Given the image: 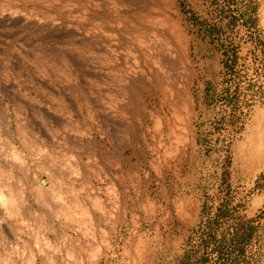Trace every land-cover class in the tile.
Here are the masks:
<instances>
[{"label": "rangeland", "instance_id": "obj_1", "mask_svg": "<svg viewBox=\"0 0 264 264\" xmlns=\"http://www.w3.org/2000/svg\"><path fill=\"white\" fill-rule=\"evenodd\" d=\"M0 190V264H264V0H0Z\"/></svg>", "mask_w": 264, "mask_h": 264}, {"label": "crops", "instance_id": "obj_2", "mask_svg": "<svg viewBox=\"0 0 264 264\" xmlns=\"http://www.w3.org/2000/svg\"><path fill=\"white\" fill-rule=\"evenodd\" d=\"M5 160H6V162L9 161V159H7V158H6ZM12 160H14L13 162H15L16 165H19V166H21V167L23 166L21 163H19L18 160H16V157H13ZM23 167H24V166H23ZM23 167H22V168H23ZM0 192L3 193V191H1V190H0ZM3 194H4V193H3ZM11 198H12V196L9 197V199H11ZM15 201L18 203V200H15ZM2 211H3V215L6 214L4 210H2Z\"/></svg>", "mask_w": 264, "mask_h": 264}, {"label": "bare ground", "instance_id": "obj_3", "mask_svg": "<svg viewBox=\"0 0 264 264\" xmlns=\"http://www.w3.org/2000/svg\"><path fill=\"white\" fill-rule=\"evenodd\" d=\"M16 159H19V156L16 155ZM0 196H1V192H0ZM1 202V201H0ZM16 207H17V204H16ZM10 210V209H9ZM3 212V211H2ZM8 213V212H7ZM18 213H19V210H18Z\"/></svg>", "mask_w": 264, "mask_h": 264}]
</instances>
